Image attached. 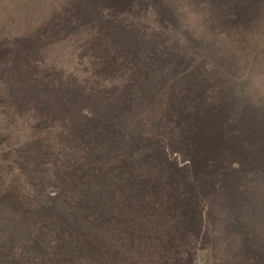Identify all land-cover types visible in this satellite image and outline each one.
Returning a JSON list of instances; mask_svg holds the SVG:
<instances>
[{
  "label": "trees",
  "instance_id": "obj_1",
  "mask_svg": "<svg viewBox=\"0 0 264 264\" xmlns=\"http://www.w3.org/2000/svg\"><path fill=\"white\" fill-rule=\"evenodd\" d=\"M263 61L264 0H0L1 112L86 145L59 166L71 211L57 202L49 237L0 245V264H64V250L65 264H221L219 195L264 170V100L249 87ZM7 183L0 203L24 206Z\"/></svg>",
  "mask_w": 264,
  "mask_h": 264
},
{
  "label": "rangeland",
  "instance_id": "obj_2",
  "mask_svg": "<svg viewBox=\"0 0 264 264\" xmlns=\"http://www.w3.org/2000/svg\"><path fill=\"white\" fill-rule=\"evenodd\" d=\"M55 48L64 49V47ZM68 56L72 59L66 57L64 60L66 68L72 69L76 66L77 69L83 70L82 65L86 61L84 57L80 54L76 56L77 59L74 54ZM76 62L79 64L76 65ZM243 68L242 73L249 72L250 74L249 67L243 66ZM253 72V75L251 72L253 80L249 87L253 90V95L264 100V61ZM83 110L89 113L86 107H83ZM26 112L25 108H21L16 114L12 107L9 115H4L0 110V186L8 184L9 179L13 180L15 186L12 187L11 194H14L12 198L17 200L19 195H23L25 201L24 206H15L8 202L0 203V245L20 246L23 240L31 239L32 234L40 230H43L46 238L49 237L50 223L47 220L51 219L55 205L61 203L58 209L61 213L71 211L67 205L71 194L66 189L60 194L56 185L58 180L59 182L64 181L63 175L59 174V166L66 159L67 153L82 158V153L86 148V145L81 142L70 143L69 132H64L62 128L57 127L59 135L55 134V129L49 123L42 126V122L32 119ZM52 133L57 135L56 145L59 147L53 153L47 154L48 150L43 149L41 143H46ZM62 143H69L77 150L73 153L69 152V148L63 150L60 147ZM246 158V155L243 156L242 161ZM242 161H240L241 169L244 167ZM243 171L239 182L247 190L245 189L246 191L242 194L219 195L220 199L225 201L227 211L224 225L231 226L224 239L228 247L223 254L225 258H222L221 264H264V170L250 167L243 168ZM229 182L228 180L227 185ZM256 215L258 221L255 218ZM237 216L238 222L235 220ZM239 230L242 232V238L237 235ZM247 235L249 238L245 237ZM239 241H245L244 243H249L253 248L242 246L239 249L236 245ZM28 244H22V246L30 252L33 246ZM64 252L66 253L63 261L65 264L68 251L64 250ZM198 264H216V262L212 257L201 253Z\"/></svg>",
  "mask_w": 264,
  "mask_h": 264
}]
</instances>
